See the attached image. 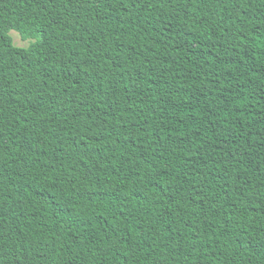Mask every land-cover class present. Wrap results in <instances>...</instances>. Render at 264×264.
I'll list each match as a JSON object with an SVG mask.
<instances>
[{
  "label": "trees",
  "instance_id": "obj_1",
  "mask_svg": "<svg viewBox=\"0 0 264 264\" xmlns=\"http://www.w3.org/2000/svg\"><path fill=\"white\" fill-rule=\"evenodd\" d=\"M0 264H264V0H0Z\"/></svg>",
  "mask_w": 264,
  "mask_h": 264
},
{
  "label": "rangeland",
  "instance_id": "obj_2",
  "mask_svg": "<svg viewBox=\"0 0 264 264\" xmlns=\"http://www.w3.org/2000/svg\"><path fill=\"white\" fill-rule=\"evenodd\" d=\"M11 36L13 37L14 43L17 46L20 47H28L31 43L36 42L37 40H39V38L36 39H29V40H24L21 35L19 34L18 31L16 30H12L10 32Z\"/></svg>",
  "mask_w": 264,
  "mask_h": 264
}]
</instances>
